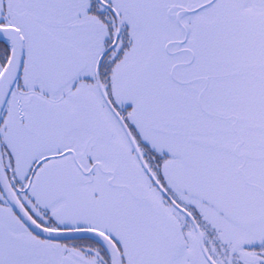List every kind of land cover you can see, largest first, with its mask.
<instances>
[{
  "label": "snow or ice",
  "instance_id": "obj_1",
  "mask_svg": "<svg viewBox=\"0 0 264 264\" xmlns=\"http://www.w3.org/2000/svg\"><path fill=\"white\" fill-rule=\"evenodd\" d=\"M0 264H264V0H0Z\"/></svg>",
  "mask_w": 264,
  "mask_h": 264
}]
</instances>
